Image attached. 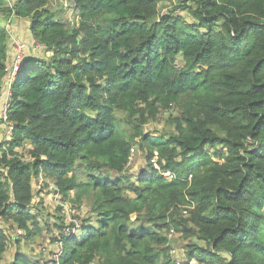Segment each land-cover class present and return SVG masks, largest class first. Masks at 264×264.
<instances>
[{
	"label": "trees",
	"instance_id": "1",
	"mask_svg": "<svg viewBox=\"0 0 264 264\" xmlns=\"http://www.w3.org/2000/svg\"><path fill=\"white\" fill-rule=\"evenodd\" d=\"M166 1L72 0L69 28L49 0H0V19L27 20L52 54L22 58L10 86L0 221L26 238L40 231L34 182L88 206L60 264H175L170 230L188 241L180 264H264V0H181L189 21L162 15ZM6 48L0 26V90ZM170 108L172 134L142 132ZM132 146L148 170L134 180ZM7 240L0 228V264Z\"/></svg>",
	"mask_w": 264,
	"mask_h": 264
},
{
	"label": "rangeland",
	"instance_id": "2",
	"mask_svg": "<svg viewBox=\"0 0 264 264\" xmlns=\"http://www.w3.org/2000/svg\"><path fill=\"white\" fill-rule=\"evenodd\" d=\"M181 0H168L161 4L160 12L162 15L167 12H171L175 10V14L184 17L186 20H190V17L184 15V12L181 11L178 7V2ZM7 4V0H5ZM72 0H49L48 5L46 6L47 12L53 16L55 20L64 22L69 28H71L72 23H74L77 19L75 14L71 13ZM9 18V17H8ZM6 19V24L2 25L0 22V26L5 28L7 35V44L9 42V46L13 47V44L16 42L24 43L23 41L17 38V35L14 31H16L15 25L9 23V19ZM29 28V23L27 20L20 21V27L25 26ZM75 24V23H74ZM28 28L26 34H28ZM32 44L36 43L33 39L31 40ZM13 54V53H12ZM25 55V52L23 53ZM32 54V53H31ZM36 58L40 59H48L51 57V53L42 52L40 54H35ZM35 55H30L35 56ZM7 60V59H6ZM8 61V60H7ZM18 63L16 64V68L18 67ZM16 73V69L13 72V75ZM11 76L5 75L2 80L1 88L5 89L6 92L3 93V97L5 94H8L11 86ZM14 81V80H13ZM12 81V82H13ZM1 91V90H0ZM6 98L0 101V112L3 107L6 105ZM117 119L119 124L125 130V132L132 134L134 133L131 129L132 125L129 124V121L125 114L117 113ZM178 116V112L175 108H170L161 114H158L153 121H150L147 125L141 127L142 132L145 134H149L151 136H160L169 135L174 132L173 126L169 123L171 118H175ZM5 133V129L0 126V141L3 140V136ZM9 139V138H8ZM135 153L131 158L128 168L125 172V175H129L131 180L135 179V176L141 172H144V175H148V170L146 166V162L143 158V155L137 148L134 146ZM21 152L23 150L20 149ZM131 154V151H130ZM147 170V171H144ZM111 178H116L120 175L111 172ZM84 180L83 174L77 173V181L81 182ZM50 182V180H47ZM34 190V199L32 201L34 208L33 212L37 214V220L39 224L40 231L35 232L30 238H26L25 234L21 230H17L16 227H11L10 224L0 221V228L4 230V232L8 236V246L6 252L3 255V259L1 264H12L15 255L23 256L26 260L31 262H39L40 264H53V252L54 248L52 244H55L57 236L60 237L63 230L70 224V220L75 218L79 223L83 218H85V212H87L88 206L83 205L80 209H77L73 204L65 200L61 197L59 198L56 195H52L49 190L45 187H40L34 182L33 185ZM134 220V216L132 217ZM47 224V227L45 225ZM31 229H33L31 227ZM37 231V230H36ZM78 234V233H76ZM167 241H170V251H175V258L185 259L186 258V244L188 241L183 240L181 237L172 236L171 239H168V235L166 236ZM167 246V244H166ZM41 248H46V253L38 254L37 251ZM169 251V252H170ZM170 256V255H169ZM171 260H173L170 257ZM198 264V263H196Z\"/></svg>",
	"mask_w": 264,
	"mask_h": 264
},
{
	"label": "built area",
	"instance_id": "3",
	"mask_svg": "<svg viewBox=\"0 0 264 264\" xmlns=\"http://www.w3.org/2000/svg\"><path fill=\"white\" fill-rule=\"evenodd\" d=\"M29 48L32 51V53H34V54L41 53L43 50L42 46L40 44H36V43L32 44V46ZM27 50H29V49L23 43H19V42L15 41V43L13 44L12 52H13V57H14V64L12 65V67H5L6 75L11 76L10 74H12V78L10 80L11 83L14 80L13 72L16 69V64L22 60V58L24 57L23 53ZM1 91H2V88H1ZM5 98H6L7 102H6V105L3 107L2 111L0 112V126L5 129L3 140H10L11 139V132H12V128H13L12 125H10L8 123V116H7V111L9 109L10 90H9L8 94H5ZM130 151H131V154H130V160H131V158L133 157V155L135 153L134 146H132ZM150 162L153 165V168L155 170L159 171V166L157 164V152L153 153V157L151 158ZM160 174L169 180H172L174 178V175L168 171H161ZM49 189L54 190L55 187L53 185H49ZM183 213H185V212H183ZM69 223L70 224L63 230L61 236L60 237L57 236L55 244H52V246L54 248L53 260H52L53 264H60L61 256H62L63 251H64V244H63L62 238L63 237H70L71 235H75L76 233L79 232V222L75 218L71 219ZM167 235H168V239H171L173 235L175 236L173 230H170L167 233ZM46 252H47L46 248H41L37 251L38 254H43ZM170 255L173 258V261L175 264H180L181 262H183V259L175 258V251L171 250ZM189 264H196V261L190 260Z\"/></svg>",
	"mask_w": 264,
	"mask_h": 264
},
{
	"label": "crops",
	"instance_id": "4",
	"mask_svg": "<svg viewBox=\"0 0 264 264\" xmlns=\"http://www.w3.org/2000/svg\"><path fill=\"white\" fill-rule=\"evenodd\" d=\"M7 2H8V5H12V3H13L12 0H7ZM20 21H24V19L16 18V19H14L12 21L11 24L15 25L16 31H14V32L16 33L17 38L19 40L23 41L25 43V45L27 46V48L29 49V50L25 51V55L23 57V59H24L25 57H31L30 55H35V54H31L32 51L28 47L29 41H31V39H32V36H31V34L29 32L28 24H27L28 34H26L27 28L25 26L20 27V25H19ZM0 22H1L2 25H4L6 21H5V19L1 18ZM12 53H13L12 49L10 48L9 42H8L7 48H6V57H7V60H8V61L6 60V63H5L6 67H12V65L14 64V57H13ZM33 57H38V56L35 55ZM4 90L5 89L2 88V91L0 92V101H2V99L5 98V95L3 97V93L5 92ZM3 139H4V136H3Z\"/></svg>",
	"mask_w": 264,
	"mask_h": 264
}]
</instances>
